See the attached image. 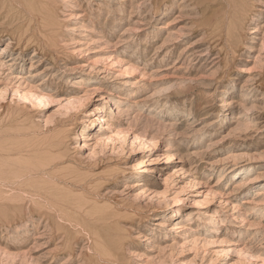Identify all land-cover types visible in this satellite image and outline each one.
Returning a JSON list of instances; mask_svg holds the SVG:
<instances>
[{"label": "rangeland", "instance_id": "374dc122", "mask_svg": "<svg viewBox=\"0 0 264 264\" xmlns=\"http://www.w3.org/2000/svg\"><path fill=\"white\" fill-rule=\"evenodd\" d=\"M0 264H264V0H0Z\"/></svg>", "mask_w": 264, "mask_h": 264}, {"label": "bare ground", "instance_id": "6f19581e", "mask_svg": "<svg viewBox=\"0 0 264 264\" xmlns=\"http://www.w3.org/2000/svg\"><path fill=\"white\" fill-rule=\"evenodd\" d=\"M25 6V5H24ZM32 15V14H31ZM46 26V25H45ZM24 50H27V46H24V48H23ZM5 51V50H4ZM93 97V96H92Z\"/></svg>", "mask_w": 264, "mask_h": 264}]
</instances>
